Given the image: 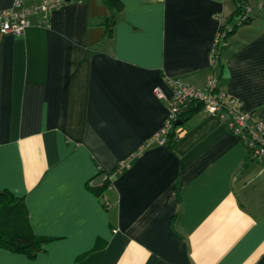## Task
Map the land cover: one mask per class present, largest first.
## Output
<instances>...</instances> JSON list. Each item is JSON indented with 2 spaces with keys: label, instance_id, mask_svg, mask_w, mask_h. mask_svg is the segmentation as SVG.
<instances>
[{
  "label": "crops",
  "instance_id": "obj_1",
  "mask_svg": "<svg viewBox=\"0 0 264 264\" xmlns=\"http://www.w3.org/2000/svg\"><path fill=\"white\" fill-rule=\"evenodd\" d=\"M119 1H67L0 39V192L50 237L33 257L0 245V264H74L97 242L87 264H264V165L221 119L200 108L173 147L141 148L167 116L152 90L167 76L201 87L214 71L264 119V0H244L214 63L235 0Z\"/></svg>",
  "mask_w": 264,
  "mask_h": 264
},
{
  "label": "built area",
  "instance_id": "obj_2",
  "mask_svg": "<svg viewBox=\"0 0 264 264\" xmlns=\"http://www.w3.org/2000/svg\"><path fill=\"white\" fill-rule=\"evenodd\" d=\"M66 2L67 0H39L33 5H26L21 0H14L10 7L0 10V39L7 34H22L29 25L30 14L56 9ZM243 9L238 23L250 16L249 7L244 5ZM225 35V29L218 30L216 45ZM214 60L213 57V63ZM164 83L169 89L168 93L160 85L153 86L152 90L158 98L166 101L167 116L161 127L144 141L141 148L148 146L152 141L163 144L167 132L173 128V123L180 120V114L185 111L188 103L199 101L205 112L215 114L230 132L244 141L250 157L263 162L264 165V119L244 109L239 98L220 88L214 71L207 75L201 87L186 83L177 76L165 77ZM175 131L180 137L185 128L179 122ZM122 164L124 163L120 166Z\"/></svg>",
  "mask_w": 264,
  "mask_h": 264
},
{
  "label": "trees",
  "instance_id": "obj_3",
  "mask_svg": "<svg viewBox=\"0 0 264 264\" xmlns=\"http://www.w3.org/2000/svg\"><path fill=\"white\" fill-rule=\"evenodd\" d=\"M74 1V0H67ZM107 6H109L113 11L119 8V0H102ZM244 0H235V14L239 17L244 12ZM250 16L243 20L247 21ZM113 20V18H112ZM234 21L226 30V35L233 31L234 28L240 24ZM108 31H110L109 25H107ZM224 28L220 27L219 30ZM225 35V36H226ZM224 36V38H225ZM219 44L216 45L214 52V62L217 61V52L219 50ZM202 108V104L199 101H191L188 103L187 108L180 114V123L183 125L184 120L187 116L198 109ZM178 122L173 123V128L170 129L165 138L164 145L168 147H173L176 141L179 139L177 136L175 127ZM102 174V173H100ZM99 174V175H100ZM97 175V176H99ZM110 180L104 175L103 178L95 185H90V189L98 196L103 195L104 190L109 185ZM50 237L42 236L34 233L31 229L28 219V208L25 203L23 196L14 195L9 190H3L0 192V245L4 246L14 252L26 253L29 257H33L37 251H39L46 241ZM103 251V245L100 243H95V245L88 251L79 254L74 264H87L86 261L91 258L100 257Z\"/></svg>",
  "mask_w": 264,
  "mask_h": 264
},
{
  "label": "water",
  "instance_id": "obj_4",
  "mask_svg": "<svg viewBox=\"0 0 264 264\" xmlns=\"http://www.w3.org/2000/svg\"><path fill=\"white\" fill-rule=\"evenodd\" d=\"M178 123L181 121H177ZM104 174H100L99 176L96 177L95 181L99 182L103 178Z\"/></svg>",
  "mask_w": 264,
  "mask_h": 264
}]
</instances>
